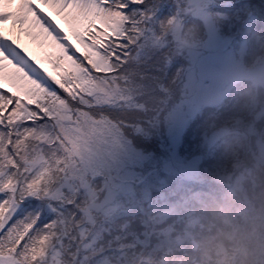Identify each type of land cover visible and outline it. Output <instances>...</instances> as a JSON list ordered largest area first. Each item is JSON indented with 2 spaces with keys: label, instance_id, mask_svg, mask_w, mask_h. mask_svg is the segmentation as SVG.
Listing matches in <instances>:
<instances>
[{
  "label": "snow or ice",
  "instance_id": "6c2138e0",
  "mask_svg": "<svg viewBox=\"0 0 264 264\" xmlns=\"http://www.w3.org/2000/svg\"><path fill=\"white\" fill-rule=\"evenodd\" d=\"M250 85L252 0H0V264H189L225 139L264 161Z\"/></svg>",
  "mask_w": 264,
  "mask_h": 264
},
{
  "label": "clouds",
  "instance_id": "9594fccd",
  "mask_svg": "<svg viewBox=\"0 0 264 264\" xmlns=\"http://www.w3.org/2000/svg\"><path fill=\"white\" fill-rule=\"evenodd\" d=\"M232 94L248 115L250 97L264 104V88L258 85L235 87ZM259 154L254 140L244 139L242 132L223 142L220 158L232 180L195 205L201 225L189 264H264V161L258 162ZM184 196L191 199L192 194Z\"/></svg>",
  "mask_w": 264,
  "mask_h": 264
},
{
  "label": "rangeland",
  "instance_id": "374dc122",
  "mask_svg": "<svg viewBox=\"0 0 264 264\" xmlns=\"http://www.w3.org/2000/svg\"><path fill=\"white\" fill-rule=\"evenodd\" d=\"M253 3L255 4H259V5H264V0H252ZM46 12H49L48 9H45ZM49 15H51L58 23L61 24V26L63 27V21L60 20V18L58 16L55 15V13L49 12ZM22 41L25 43V45L27 47H29V49L31 51H33L34 54L38 55V56H43V51L39 48V46L37 44H35L34 42L30 41V39L28 37H21ZM46 63V62H45ZM47 66V64H46ZM177 152L179 153L180 156H188L190 157L192 155V153L189 152H183L180 151V149H177Z\"/></svg>",
  "mask_w": 264,
  "mask_h": 264
}]
</instances>
